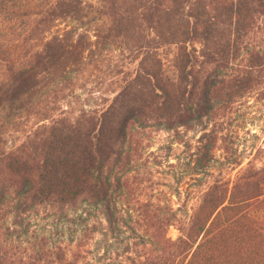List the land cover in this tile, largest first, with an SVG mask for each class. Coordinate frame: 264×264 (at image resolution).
<instances>
[{"label": "trees", "instance_id": "obj_1", "mask_svg": "<svg viewBox=\"0 0 264 264\" xmlns=\"http://www.w3.org/2000/svg\"><path fill=\"white\" fill-rule=\"evenodd\" d=\"M100 73L112 100L64 107ZM263 84L264 0H0V264H264V167L213 181L176 239L172 206L120 207L143 129Z\"/></svg>", "mask_w": 264, "mask_h": 264}, {"label": "rangeland", "instance_id": "obj_2", "mask_svg": "<svg viewBox=\"0 0 264 264\" xmlns=\"http://www.w3.org/2000/svg\"><path fill=\"white\" fill-rule=\"evenodd\" d=\"M119 87L117 76L100 73L84 88H77L79 103L64 102V107L76 113L82 108L100 110L118 94ZM136 140L137 160L125 178L127 187L120 204L121 214L126 224L132 226L138 215V201L152 198L156 203L172 206L178 219L170 227L169 236L176 239L179 229L190 222L199 196L213 181L234 182L249 163L257 169L264 167V84L262 92L254 91L225 103L215 115L189 127L174 131L151 127L143 129ZM213 140L215 145L210 147L213 159L202 167L196 162L197 148L201 144L208 146ZM14 145L10 141L9 147ZM40 223L46 227V220Z\"/></svg>", "mask_w": 264, "mask_h": 264}]
</instances>
